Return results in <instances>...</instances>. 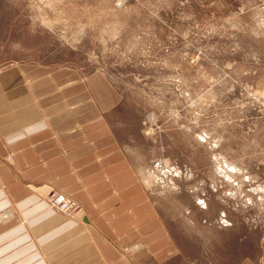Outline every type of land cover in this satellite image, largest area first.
I'll return each mask as SVG.
<instances>
[{
  "label": "rangeland",
  "instance_id": "1",
  "mask_svg": "<svg viewBox=\"0 0 264 264\" xmlns=\"http://www.w3.org/2000/svg\"><path fill=\"white\" fill-rule=\"evenodd\" d=\"M59 88L127 147L165 230L152 249L183 252L162 264H264V0H0L1 190L27 165L12 127L53 120Z\"/></svg>",
  "mask_w": 264,
  "mask_h": 264
},
{
  "label": "crops",
  "instance_id": "2",
  "mask_svg": "<svg viewBox=\"0 0 264 264\" xmlns=\"http://www.w3.org/2000/svg\"><path fill=\"white\" fill-rule=\"evenodd\" d=\"M60 91L49 105L53 120L41 114V122L12 127L14 142L22 143L14 158L24 157L27 165L21 181L7 178L12 185L0 189V213H12L8 221L0 218V264H145L149 257L162 264L181 256L152 249L165 234L163 223L137 183L127 147L101 120L105 112L92 97L86 104L84 92L67 101ZM43 188L77 201L81 216L52 208ZM131 245L139 248L126 259L122 253Z\"/></svg>",
  "mask_w": 264,
  "mask_h": 264
},
{
  "label": "bare ground",
  "instance_id": "3",
  "mask_svg": "<svg viewBox=\"0 0 264 264\" xmlns=\"http://www.w3.org/2000/svg\"><path fill=\"white\" fill-rule=\"evenodd\" d=\"M59 201H57V204L58 203H61V205L65 204L66 205V208H65V211L67 212H70L71 210V205H72V202L66 197V195L64 194H59ZM63 212V211H62ZM64 213V212H63ZM135 248V247H134ZM137 248H139V246H137Z\"/></svg>",
  "mask_w": 264,
  "mask_h": 264
},
{
  "label": "built area",
  "instance_id": "4",
  "mask_svg": "<svg viewBox=\"0 0 264 264\" xmlns=\"http://www.w3.org/2000/svg\"><path fill=\"white\" fill-rule=\"evenodd\" d=\"M55 206L59 207L61 210L65 211V208H66L65 204L61 205V203H58V204L56 203ZM65 212H67V211H65Z\"/></svg>",
  "mask_w": 264,
  "mask_h": 264
}]
</instances>
